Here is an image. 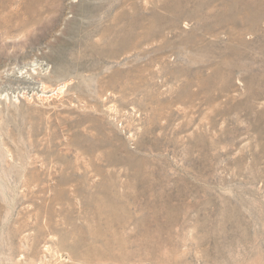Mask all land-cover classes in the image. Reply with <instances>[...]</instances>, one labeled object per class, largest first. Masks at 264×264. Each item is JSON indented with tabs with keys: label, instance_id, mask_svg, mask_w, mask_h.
Listing matches in <instances>:
<instances>
[{
	"label": "rangeland",
	"instance_id": "1",
	"mask_svg": "<svg viewBox=\"0 0 264 264\" xmlns=\"http://www.w3.org/2000/svg\"><path fill=\"white\" fill-rule=\"evenodd\" d=\"M0 264H264V0H0Z\"/></svg>",
	"mask_w": 264,
	"mask_h": 264
},
{
	"label": "bare ground",
	"instance_id": "2",
	"mask_svg": "<svg viewBox=\"0 0 264 264\" xmlns=\"http://www.w3.org/2000/svg\"><path fill=\"white\" fill-rule=\"evenodd\" d=\"M40 66H43V64H39ZM44 68V67H43ZM43 68H42V70H43ZM44 71V70H43ZM53 75V74H52ZM22 76V74H21V72H20V75H17L16 77H21ZM28 76V75H27ZM54 77V76H53ZM52 77V78H53ZM58 77H56V79H57ZM40 81V80H39ZM40 86V85H39ZM65 86V84H59L57 87H56V89H57V91H61L62 90V88ZM19 88V87H18ZM40 88V89H39ZM39 88H36V89H39V91L41 92V93H46V92H50V91H52V89H49V87L47 86V85H45V83L44 84H41V86L39 87ZM33 92V91H32ZM37 92V91H36ZM19 93H20V91L19 92H17L16 91V94L15 95H19ZM22 93V92H21ZM39 93V92H38ZM40 93V94H41ZM54 93H55V91H54ZM23 95H24V93H22ZM34 94H35V92H34ZM22 95V96H23ZM50 95V94H49ZM31 96V95H30ZM29 96V97H30ZM42 96V95H41ZM44 96H47V95H43L42 97H44ZM26 97V96H25Z\"/></svg>",
	"mask_w": 264,
	"mask_h": 264
}]
</instances>
